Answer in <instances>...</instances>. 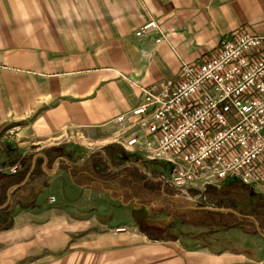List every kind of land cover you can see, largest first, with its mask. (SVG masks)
Returning <instances> with one entry per match:
<instances>
[{
  "label": "crops",
  "instance_id": "0c3cea01",
  "mask_svg": "<svg viewBox=\"0 0 264 264\" xmlns=\"http://www.w3.org/2000/svg\"><path fill=\"white\" fill-rule=\"evenodd\" d=\"M149 12L167 40L156 42L157 33L135 35ZM236 29L264 36V0H0V172L61 144L74 152L68 143L75 135L109 143L116 117L141 102L138 84L178 78L182 61L211 56ZM61 156L65 160L56 163ZM61 156L51 167L48 156L46 165L40 156L48 185L36 206L17 207L13 226L0 230V264L39 259L79 232L81 221L89 237L96 221L114 231L131 228L134 236L121 243L126 263L264 264V241L214 250L176 232L170 239L149 240L141 231L146 237L136 236L132 213L127 223L111 225L104 193L112 181L102 184L83 170L88 155L74 153L75 161ZM139 163L126 165L141 168Z\"/></svg>",
  "mask_w": 264,
  "mask_h": 264
},
{
  "label": "built area",
  "instance_id": "2783aa9c",
  "mask_svg": "<svg viewBox=\"0 0 264 264\" xmlns=\"http://www.w3.org/2000/svg\"><path fill=\"white\" fill-rule=\"evenodd\" d=\"M152 33L156 42L168 39L149 12L135 35ZM137 87L141 102L116 117L122 140L114 143L139 147L144 155L132 151L147 160L168 162L170 183L181 193L202 190L198 181L205 189L226 179L264 193L263 35L236 29L211 56L182 61L178 78ZM17 170V165L10 168ZM126 230L121 226L115 232Z\"/></svg>",
  "mask_w": 264,
  "mask_h": 264
},
{
  "label": "rangeland",
  "instance_id": "374dc122",
  "mask_svg": "<svg viewBox=\"0 0 264 264\" xmlns=\"http://www.w3.org/2000/svg\"><path fill=\"white\" fill-rule=\"evenodd\" d=\"M119 138H121L122 140V136L120 135V123H118V128L116 132L114 133L113 137L110 139L109 143L107 144H103V142L97 140L87 139L82 134L75 135L74 137L69 138L68 144L73 148L75 156H79L82 159L87 155L90 156L92 153L96 151L104 152L105 148L113 143L112 141H115ZM64 142L65 141H63L62 143ZM56 143L59 142L56 141ZM132 150L138 151L141 154L144 153V151L140 150L139 147L133 148ZM123 151L127 153L126 150L123 149ZM39 152L45 153L44 150L43 151L41 150L36 152L35 154ZM35 154L33 153V157ZM134 157H135L134 161L136 160L140 161L139 164H141L140 166L147 174V176L150 177V172H152L151 170L156 169L159 172L162 171L163 172V173L161 172L162 176L159 179L164 180V182H168V185L171 186V191L174 193L173 199L174 198L175 200L178 199L177 201L179 202L175 203V200H172V202L171 200H168L165 197V195H163V193L161 192L158 193L156 191L157 186L155 182L152 183L153 179L146 178V180L143 181L140 179L139 175L134 173V170L129 167L127 175L121 174L119 176H116L117 179L115 178L112 179V184L110 183V188L109 189L105 188L106 191L104 193L105 194L104 197L110 207V211L105 216L106 218L111 217L110 219L111 225H117L120 222L127 223L128 222L127 219L129 218L128 216L132 217L131 215L132 213L133 216L135 217L133 218V220L135 219L134 221H136L134 223H136L139 230L137 231L138 234H136V236L146 235L149 240L167 239V238L170 239L171 227H172V231L179 233L180 230L182 229L186 232V234H189L188 236L191 235L195 236L197 233L206 232L208 230H210L209 232L214 231L212 235H207V237L204 234H201L202 237L200 236L196 237L198 238L196 240H199L200 244H202L207 240L211 243H214L216 246H219L221 244L224 245L226 244L229 246L240 245L242 247L244 245L251 246V244L254 242L258 244L259 241H264V237H262L259 234L255 222L254 223L258 232L256 234L254 233L247 234L241 229H237V228L227 229V228H218V227L217 228L206 227L205 226L206 223H203V221H201L202 215L198 214L195 211L199 209L189 208L186 202L194 207H204L209 205L202 204L201 198H199V194L198 195L197 193L194 194L193 191H191L188 192L190 193V196H188L185 195L184 193H181V190L171 185L170 165H168L163 161H156V162L153 161L154 163H150V161L147 160L148 159L147 156H144L146 160L135 155ZM20 161L19 160L18 162L13 161L12 165L4 166L2 172L9 174L17 173L21 168ZM127 163H132V162H127ZM16 165L18 166V170L16 172L6 171V169ZM146 167L148 168V171L146 170ZM128 175L129 177H127ZM125 176L127 177V179ZM223 182H221L220 184L218 183L219 185L217 186L216 185L213 186L220 188L221 191H223L227 195L234 196L236 202L237 203L240 202L239 203L240 207L243 206L247 207L249 203L255 202V198H257V196H264V193H258L256 191H255L256 194L253 195L252 193L249 192L253 188H251L250 186L249 188L248 186H246V184L243 185L244 183L242 184L241 182H236L234 184L227 185L226 184L227 182L225 183ZM116 183L118 185H116ZM200 183L201 182L198 181L199 188L204 190V187L200 186ZM224 184H226L227 186H225ZM49 193L50 191H46L44 193V198H47ZM51 198H50V202H52ZM247 198H251V199L247 201L246 200ZM211 207H216V206H211ZM225 208H232V207H225ZM117 211H119L120 215L121 213H126L127 215L125 217L126 219L122 218L123 220H119L116 216ZM82 215L83 214H81V216ZM240 216H242V214ZM98 217L101 218L102 215L101 216L99 215ZM80 225H81V229L79 230V232H76L74 234L68 233L67 236L63 237L62 244L56 245L57 247H55V245H53V247L51 248L48 247V252L46 254L41 253L39 259L30 260L26 262V264H131V262L126 263L125 248H124L125 246L121 244L129 240L131 236H134L132 235L134 232L131 228H129L128 231L118 232L119 235H117L118 233L113 230L114 227L105 228L102 227L96 221L95 231L92 232L90 230L89 232L90 237H89L87 230L82 227L83 221H81ZM139 225H143L145 227L144 231ZM261 230L264 232L263 229ZM140 231L143 232L145 235L142 234ZM114 232L116 233V235H114ZM90 238H93L94 241L93 239ZM88 240H90V244L88 243ZM196 240H193V242ZM195 244L196 243H194V245ZM60 245L62 246L58 247Z\"/></svg>",
  "mask_w": 264,
  "mask_h": 264
},
{
  "label": "trees",
  "instance_id": "16d2710c",
  "mask_svg": "<svg viewBox=\"0 0 264 264\" xmlns=\"http://www.w3.org/2000/svg\"><path fill=\"white\" fill-rule=\"evenodd\" d=\"M44 152L49 158L48 167H51L55 159L61 155L66 156L70 160H76L74 157V152L67 149V144H61L56 147L44 149ZM30 155H27L21 159V168L17 173L9 174L0 172V205L4 204L7 199L8 188L13 184L23 182V180L25 179L28 171L32 166L33 154ZM134 159V155L125 153L121 146L112 143L105 148L104 152L96 151L90 156L86 157L82 168L86 173H90L91 175H93V179L95 181L107 183L109 181H112L113 178L117 179L116 176H119L121 174L127 175L128 169L130 167L134 170V173L139 175L141 180L145 181L146 178L153 179L152 183L155 182L157 186L156 191L158 193L161 192L163 193V195L174 197V193L171 191V186L168 185V182H164V180L159 179L162 176L161 172L157 171L156 169L151 170L152 172H150L149 177L143 169L135 165H130L127 167L125 166L127 162H133ZM43 161L44 159L42 157H39L37 159L36 168L32 172L29 180L24 185L14 189L12 192L10 203L5 208L0 209V230H7L13 226L14 212L17 207L28 209L37 205L38 195L40 194L43 187L48 185V175L44 172L42 167ZM146 170L148 171L147 167ZM127 177H129V175ZM225 182H227V185H231L241 181L238 179H229L225 180L223 183ZM226 184L224 185L227 186ZM249 192L253 195L256 194L253 189ZM193 193L195 194L196 192L193 191ZM249 199L251 198H247L246 200L248 201ZM201 202L203 205L209 206L232 207L242 214V216H238L231 212H219L209 209L195 210L198 214L202 215L201 221H203V223H206V227H218L227 229L237 228L241 229L247 234H256L258 232L254 221L246 216L252 215L259 222L261 229L264 230V196H257V198H255V202L249 203L247 207H240V202L237 203L234 196L227 195L216 186L208 185L205 192L201 195ZM139 226H141L142 230L144 231L145 227L143 225ZM209 231L210 230L197 233L195 236H188L189 234H186V232L181 229L179 233L177 232V235H180L179 237H183L184 241L193 242V240L198 239L196 237H202L201 234H204L207 237V235H212L214 233V231ZM171 232L174 231H172L171 229ZM198 242L199 240L194 241L193 245L194 243ZM202 244L214 250H220L223 249V247L227 246L226 244L216 246L214 243H211L207 240Z\"/></svg>",
  "mask_w": 264,
  "mask_h": 264
},
{
  "label": "water",
  "instance_id": "95a60500",
  "mask_svg": "<svg viewBox=\"0 0 264 264\" xmlns=\"http://www.w3.org/2000/svg\"><path fill=\"white\" fill-rule=\"evenodd\" d=\"M39 156H42V157L45 159L44 164H45V165L47 164V162H48V158H47V156H46L45 153H43V152H39V153L35 154L34 157H33V160H32V166H31L30 170L28 171V173H27L25 179L23 180V182L18 183V184H14V185H12V186H10V187L8 188V190H7V200H6V202H5L4 204L0 205V209H1V208H5V207L10 203L13 190L16 189V188H18V187H20V186H22V185H24V184L29 180V178H30L32 172L35 170L36 162H37V158H38ZM59 160H65V158H64L63 156L58 157L57 160H56V163H58ZM45 170H46V169H45ZM188 207H189V208H194V209H195V208H196V209H200V208H201V209H209V210L220 211V212H232V213H235V214H237V215H239V216L241 215L240 213H238L236 210H234V209H232V208H225V207H211V206L194 207V206H192L191 204H188ZM247 217H249L250 219L254 220V222L256 223V226H257V229H258L259 234H260L262 237H264V232H263V231L261 230V228L259 227V223H258V221L256 220V218H255L254 216H252V215H248Z\"/></svg>",
  "mask_w": 264,
  "mask_h": 264
},
{
  "label": "bare ground",
  "instance_id": "6f19581e",
  "mask_svg": "<svg viewBox=\"0 0 264 264\" xmlns=\"http://www.w3.org/2000/svg\"><path fill=\"white\" fill-rule=\"evenodd\" d=\"M151 35V34H150ZM259 35V34H258ZM113 143H114V141H112ZM115 144H118V143H115ZM119 146H121L120 144H118ZM122 147V146H121ZM124 150H126V152L127 153H129V154H132V155H135V156H139L140 158H142V159H145L141 154H139V153H137V152H133L132 150H129V149H126V148H124V147H122ZM146 160V159H145ZM148 161H152V160H148ZM156 161H161V160H156ZM155 161V162H156ZM153 162V161H152ZM163 162H165V161H163ZM165 163H167L168 165H170L168 162H165ZM171 166V165H170ZM10 168H8V169H6V171H10L9 170ZM171 170H172V167H171ZM171 170H170V178H171ZM11 172V171H10ZM226 180H228V179H226ZM225 181V180H224ZM172 185V184H171ZM173 186V185H172ZM176 188V187H175ZM206 190V188L204 189V190H199V189H196V188H188L187 189V191H186V193H184L185 195H188V196H190V193H188V192H191V191H197L196 193H197V195L199 194V198H201V195L204 193V191ZM55 201V200H54ZM54 201H52V202H54ZM126 227V226H125ZM127 228V227H126ZM126 231H128V228H127V230ZM118 233V232H117Z\"/></svg>",
  "mask_w": 264,
  "mask_h": 264
}]
</instances>
